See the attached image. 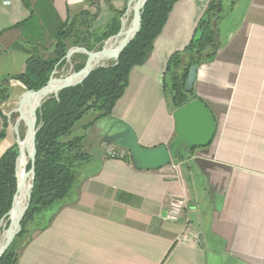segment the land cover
Instances as JSON below:
<instances>
[{"label":"crops","instance_id":"obj_1","mask_svg":"<svg viewBox=\"0 0 264 264\" xmlns=\"http://www.w3.org/2000/svg\"><path fill=\"white\" fill-rule=\"evenodd\" d=\"M0 0V77H11V97L0 104L8 119L0 158L16 144L10 122L27 88L15 76L29 55L17 27L30 16L23 0ZM130 0H101L94 23L106 30ZM210 0H179L145 64L135 66L112 115L129 123L147 148L169 144L174 119L163 89L171 55L192 40ZM62 21L83 11L85 0H53ZM221 47L198 67L194 92L212 111V143L153 171L85 145L78 199L63 207L23 251L18 264H264V0H239L219 24ZM10 116V118H9ZM87 116L71 137L93 135ZM10 124V125H9ZM12 124V125H11ZM4 122L0 117V132ZM95 129V130H94ZM87 141V140H86ZM173 198L187 200L176 222L164 217ZM187 228L190 230L187 231Z\"/></svg>","mask_w":264,"mask_h":264},{"label":"trees","instance_id":"obj_2","mask_svg":"<svg viewBox=\"0 0 264 264\" xmlns=\"http://www.w3.org/2000/svg\"><path fill=\"white\" fill-rule=\"evenodd\" d=\"M179 0H148L142 14L139 34L123 50L118 64L93 71L80 85L63 90L58 98L51 97L37 112L35 183L31 204L26 213L20 234L11 247L1 257L0 264H18L26 247L41 232L45 231L55 215L63 207L78 199V191L83 180L86 164L92 155L85 150L87 136L71 137L76 125L87 116H95L96 121L111 116L119 99L129 84L131 69L146 63L151 55L155 40L161 34L169 14ZM239 0H210L199 21L191 42L181 51L171 55L163 74V89L169 110L178 108L199 99L194 90L185 91L191 67L211 63L221 47L219 24L233 10ZM30 16L17 27L21 30V41L17 47L29 55L26 72L15 76L27 90L38 91L49 81L58 66L67 64L66 54L73 47H83L94 51L102 42L115 36L120 30V19L126 9L116 11L112 23L106 30H97L94 23L100 12L101 0H85L96 12L83 11L72 19L62 21L55 10L53 0H23ZM101 45V46H100ZM39 46L48 57L36 52ZM83 61L77 63L75 71L85 66V56L77 55ZM76 57L74 59H76ZM80 60V59H79ZM57 69V68H56ZM11 77H0V104L11 97ZM4 129L0 138L6 137L8 119L0 112ZM124 160L132 163L128 152ZM193 153V152H192ZM191 153V154H192ZM18 145L9 148L0 158V226L12 208L17 190L16 161ZM31 166L28 165V171ZM42 216L44 224L36 231L29 226Z\"/></svg>","mask_w":264,"mask_h":264},{"label":"water","instance_id":"obj_3","mask_svg":"<svg viewBox=\"0 0 264 264\" xmlns=\"http://www.w3.org/2000/svg\"><path fill=\"white\" fill-rule=\"evenodd\" d=\"M148 0H130L123 18H121V28L119 32L105 41V45L101 50L88 51L85 48H73L66 54L65 60L69 63L71 58L81 53L87 56L85 66L78 72H73L61 79L54 78L57 70L55 69L47 82V84L38 91L27 90L19 100L18 107L10 114L17 113L19 118L12 125L16 135V144L19 148V155L16 161V178L17 190L13 198L12 208L7 214L5 220L10 214L15 211L16 219L11 220V223L6 231V242L0 250V259L13 244L15 238L20 234L22 221L29 210L32 192L35 183V166H36V136L40 129L37 125V112L40 107L51 97L58 98L59 94L68 88H72L82 84L89 75L99 68H106L105 64H99L105 59L114 60L115 66L118 64L119 58L123 50L135 39L139 34L142 25V14ZM134 5L135 21L133 22V30L124 34V18L129 14L130 7ZM120 38V42L115 51H110L106 48L107 43L112 39ZM63 61V60H62ZM61 63V62H60ZM59 65V64H58ZM57 65V66H58ZM57 68V67H56ZM198 67H191L185 91L190 93L194 89V84L197 79ZM174 119V138L169 144H161L154 148H147L139 143L138 136L134 128L126 121L117 118L113 115L103 117L96 121L95 128L97 137L101 146H115L121 150L128 152L131 156L133 166L138 170H160L173 161H180L184 154L191 153L196 148H204L209 146L216 134L217 123L214 114L210 108L201 100L195 99L178 108L173 113ZM9 116V118H10ZM28 119H27V118ZM27 119V120H26ZM27 121L28 130L23 137L20 134V122ZM25 146V149H24ZM25 150L30 158V174L31 186L28 188V202L23 212H18V203L20 193L26 185V176L19 179L18 169L19 161L25 156ZM167 217V211L162 214ZM4 220V221H5ZM7 220V221H8ZM3 221V222H4ZM2 226V224H1ZM0 226V229H1Z\"/></svg>","mask_w":264,"mask_h":264},{"label":"bare ground","instance_id":"obj_4","mask_svg":"<svg viewBox=\"0 0 264 264\" xmlns=\"http://www.w3.org/2000/svg\"><path fill=\"white\" fill-rule=\"evenodd\" d=\"M134 5H135L134 3L131 5L129 14L124 18V30H123L124 34L129 33L133 30V27H134L133 22L135 21ZM119 42H120V38L112 39L110 42L107 43L106 48L110 51H115L116 48L118 47ZM110 61H111V59H105V60L100 61L99 64H106ZM18 118H19V116L17 117V119ZM26 120H22L20 122V127L24 126L26 128V132H27L28 127H27V121ZM22 140H23V137H22ZM24 149H25V146H24ZM29 164H30V158H29V155L27 154V151L25 150V156H23L21 158V160L19 161V169H18V175L19 176L18 177L20 180H22V178L27 175L26 176L27 180H26V185H25L24 189L20 193V198H19V203H18L19 205L17 208L18 212H23L25 210V208L27 206V202H28V188H30V186H31V178H32L30 171H28V165ZM15 219H16V215H15V211H13L9 216V220L7 218L4 221L5 222L4 226H1L2 228L0 229V250L6 242V231H7L8 227L11 223V220H15Z\"/></svg>","mask_w":264,"mask_h":264},{"label":"rangeland","instance_id":"obj_5","mask_svg":"<svg viewBox=\"0 0 264 264\" xmlns=\"http://www.w3.org/2000/svg\"><path fill=\"white\" fill-rule=\"evenodd\" d=\"M125 14V13H124ZM124 16V15H123ZM123 16H122V18H123ZM121 20V19H120ZM120 28H121V23H120ZM112 37V36H111ZM109 39V38H108ZM107 39V40H108ZM106 41V40H105ZM105 41L104 42H102V48L104 47V45H105ZM73 48H78V47H73ZM73 48H71V49H73ZM79 48H83V47H79ZM101 48V49H102ZM70 49V50H71ZM86 49V48H85ZM101 49H99V47L98 48H96L94 51H98V50H101ZM36 52H38L39 54L41 53V55H44L45 57H48V53H45L44 51H43V46H39L37 49H36ZM69 52V51H68ZM77 55H84V54H81V53H77V54H75L72 58H71V61L68 63L67 62V64L65 65V66H63V67H58L59 65H60V63H58L59 65L58 66H56L57 67V73L55 74V76H54V78H57V79H61V77H66V76H68V75H70L71 73H73V72H76L75 71V66H76V64L77 63H79V62H81V60L83 61V58L81 57V58H77L76 56ZM85 56V59H84V62L86 63V60H87V56L86 55H84ZM76 57V59H74ZM80 59V60H79ZM61 62H63L62 60H61ZM114 60H111L110 62H108V63H106L105 65L106 66H110V65H112V64H114ZM17 117H18V114L16 113V114H14L12 117H11V120H10V122L12 123V124H14L15 122H16V120H17ZM95 130V129H94ZM95 133L93 134V135H91L88 139H87V141H86V146L88 147L89 145H92L93 146V148H97V145H98V142H99V139H98V137H97V130H95L94 131ZM20 134H21V136L22 137H24L25 136V134H26V128L24 127V126H21L20 127ZM106 148H109V149H107V151H109V150H114V149H112V146H106ZM88 150H90V148L88 147L87 148ZM194 151V150H193ZM192 151V152H193ZM191 152V153H192ZM121 154H122V156H124V154L125 153H123V152H120ZM191 153H186V154H184V156H183V158L184 157H186V156H189V155H191ZM109 156V155H108ZM123 158V157H122ZM36 222L34 223V224H32V225H30L29 226V228H30V230L31 231H36V229H38V227H40V226H42L43 224H44V218L42 217V216H37L36 218ZM3 225L2 226H4V224H5V222H3L2 223ZM8 224V223H7ZM2 228V227H1Z\"/></svg>","mask_w":264,"mask_h":264},{"label":"built area","instance_id":"obj_6","mask_svg":"<svg viewBox=\"0 0 264 264\" xmlns=\"http://www.w3.org/2000/svg\"><path fill=\"white\" fill-rule=\"evenodd\" d=\"M4 4H10V1L5 0ZM116 148L117 147L112 146V149L114 150H109L107 154L111 158H122L123 157L122 154ZM187 205H188L187 200L183 198L171 199L168 204V208H167V218L172 222L178 221L183 216V213L185 209L187 208ZM189 230L190 229L187 228V231Z\"/></svg>","mask_w":264,"mask_h":264}]
</instances>
